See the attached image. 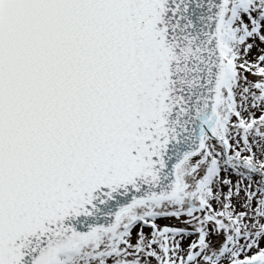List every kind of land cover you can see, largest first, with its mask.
Masks as SVG:
<instances>
[{
    "label": "snow or ice",
    "instance_id": "obj_1",
    "mask_svg": "<svg viewBox=\"0 0 264 264\" xmlns=\"http://www.w3.org/2000/svg\"><path fill=\"white\" fill-rule=\"evenodd\" d=\"M0 264H264V0H0Z\"/></svg>",
    "mask_w": 264,
    "mask_h": 264
}]
</instances>
